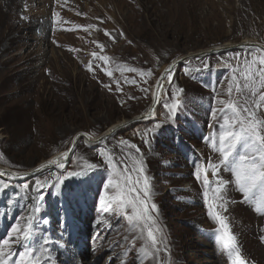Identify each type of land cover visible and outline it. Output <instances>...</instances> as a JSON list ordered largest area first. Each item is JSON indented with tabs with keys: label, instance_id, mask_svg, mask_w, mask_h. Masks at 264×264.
<instances>
[{
	"label": "rangeland",
	"instance_id": "374dc122",
	"mask_svg": "<svg viewBox=\"0 0 264 264\" xmlns=\"http://www.w3.org/2000/svg\"><path fill=\"white\" fill-rule=\"evenodd\" d=\"M88 25L96 27L86 32ZM246 39L264 46V0H0V166L27 172L67 149L77 132L97 137L123 119L146 113L163 66ZM93 41L104 45L102 52ZM258 50L185 60L162 87L153 117L94 147L81 139L63 169L45 168L20 179L0 176V241L17 223L31 221L38 229L31 245L39 248L48 240L46 264H235L217 243L218 224L203 196L205 170L215 186L214 165L228 182L226 211H216L227 218L245 264H264V208L256 211L260 194L245 199L232 173L218 165L220 154L211 142L217 140L218 146L223 124L219 101L229 100L234 76L243 84L240 70L263 52ZM93 52L109 62L95 59ZM149 70L150 77L142 75ZM176 89L183 90L176 97L181 106L172 114L164 104L175 102ZM244 97L264 120V101L253 106L258 94L233 90L231 99L243 105ZM101 152L112 154L113 164ZM194 163L200 179L193 175ZM113 165L117 172L131 170L123 174L132 179L138 175L132 169H144L150 203L158 208L153 213L157 235L163 239L155 255L151 249L145 255L143 239L133 240L138 230L130 231L123 210H103L100 198L111 194L105 185ZM82 169L83 175L67 176ZM61 174L66 179L54 186ZM37 180L48 183L41 188ZM22 250L13 245L14 253ZM17 258L13 255L9 264Z\"/></svg>",
	"mask_w": 264,
	"mask_h": 264
},
{
	"label": "snow or ice",
	"instance_id": "6c2138e0",
	"mask_svg": "<svg viewBox=\"0 0 264 264\" xmlns=\"http://www.w3.org/2000/svg\"><path fill=\"white\" fill-rule=\"evenodd\" d=\"M58 15V14H57ZM79 27V26H78ZM95 25H88L84 27V31H88L91 28H95ZM105 35L109 36L113 40L107 30ZM121 35H123L121 33ZM101 52L104 49V45L99 41H93ZM259 51V50H258ZM95 59L109 62V57L106 55H98L96 52L91 54ZM252 65H257L254 69ZM91 63L89 64V71H91ZM128 71H137V69L129 68ZM170 70H166L168 72ZM235 71V69H234ZM243 84H240L237 77L234 76L232 83L228 88L229 100H220L219 103L224 105L220 109L221 118L223 124L221 125V131L217 140L213 139L212 146L220 154L218 165L223 166L229 170L234 176L235 185L238 190L244 194L245 199H255V194L259 193L260 196L256 199V211H260L264 208V120L257 118L254 111H250L248 107V98H243V105L239 101H233L231 99L233 90L238 95H242L245 90H248L252 95L258 94V100L253 101L255 107L260 101H264V92H260L259 89H264V52L258 56H254L251 64L246 63L245 68L240 70ZM107 75L111 76V72H107ZM142 75L151 76L152 72L149 70ZM135 83V81H127ZM117 90L119 89V82L117 81ZM259 84V89L257 88ZM106 87H108L106 85ZM157 87H161L159 83ZM147 91L146 89H142ZM182 89H176L174 93L175 102L164 104V107L169 110L170 113L175 114L181 106L179 99L176 97L182 92ZM133 98L134 97H130ZM231 112V116L228 113ZM216 110H213L212 116L216 118ZM124 146H128L132 149H137V146L130 144L129 141L123 140L120 142ZM137 151H139L137 149ZM101 155L105 156L109 164H113L114 157L107 152H101ZM68 153L64 152L56 159L49 161V164H55L59 168H64V160L67 158ZM141 161H136L137 165H141ZM43 167V166H42ZM89 169L94 168L95 165L89 164ZM116 165H113V177L108 179L105 185L107 190H111V194H106L100 198V203L103 205V210L108 212L110 209L116 212L117 209L123 210V214L130 225V231H137L138 235L133 237V240L139 238L144 240V247L142 251L145 255H148V249L152 250L153 255L159 252V244L163 242L162 237H158L157 233L160 231L156 220L153 217V213H158V208L154 203H150V183L146 176L143 175L144 169L142 166L134 168L132 170L138 171V175L135 179L123 174V171H131L124 169L121 172L116 171ZM213 174L217 176L215 186L208 179L207 170L203 173V184L205 185V191L203 196L205 198V204L208 207V215L218 224L216 229L217 243L227 252V255L231 258L234 257L235 264H245L240 256L238 246L236 243V237L232 234L227 218L221 215L217 208H224L225 201L223 199V190L227 185V181H224L218 176L219 168L212 165ZM194 173L197 179L201 177V170L198 163H194ZM85 174V170L81 172H69L67 176H77ZM4 175V173H0ZM66 176L61 174L55 177L54 186H59L64 182ZM143 181L141 187H137L140 181ZM40 180L36 181V184L41 188L44 184ZM25 189L29 188V185L25 183L23 185ZM209 192H211V199L209 198ZM39 199L42 201L43 196ZM219 201V203H216ZM39 211V208L36 209ZM47 223V221H43ZM37 226L33 222L29 221L25 224L17 223L11 228L9 238L0 241V264H9L11 257L17 255L18 258L12 261V264H46L44 245L48 243L45 238L43 244L39 248H34L30 241L33 240ZM20 244L23 248L18 253L13 252V245Z\"/></svg>",
	"mask_w": 264,
	"mask_h": 264
},
{
	"label": "bare ground",
	"instance_id": "6f19581e",
	"mask_svg": "<svg viewBox=\"0 0 264 264\" xmlns=\"http://www.w3.org/2000/svg\"><path fill=\"white\" fill-rule=\"evenodd\" d=\"M242 45H241V49L243 48H257L261 51L264 50V46L260 45L258 42L254 41V40H250V39H246V40H243L242 42ZM233 47L232 45H229V44H226L224 45V48H231ZM243 47V48H242ZM264 52V51H263ZM196 53L194 54H189L187 56H193L195 55ZM177 60V59H176ZM172 61L171 63L163 66L161 68V72H160V75L159 77L155 80V83L152 87V91H151V103H150V106L148 108V110L146 111V113L142 114V115H139V116H136L134 117L133 119L131 120H126V119H123L117 123H115L114 125H112L109 129H107L105 131V134H114L115 132L116 133H119V132H128L129 130L133 129L137 124H135L136 122L139 121V119H149V117H153L154 116V113H155V110L157 108V105L159 103V98H160V93H161V89L162 87L167 84L170 80V77H171V74H172V70L170 69V66L175 63V61ZM166 70H170L168 72H166ZM159 83V85L161 87H157V84ZM157 102V104H156ZM143 116H146V118H143ZM81 138L82 140H84L85 144L88 146V147H94L97 145V142H96V137H92L86 133H83V132H77V134L73 137L72 139V142L71 144L73 143V141L76 139V138ZM107 138V137H106ZM104 138V140L106 139ZM109 138V137H108ZM80 139V140H81ZM100 143V142H99ZM71 144L69 145V147L71 146ZM69 147L63 151H60L59 153L55 154L54 156L48 158L47 160H44L42 161L41 163H39L35 168H32L30 169L29 171L27 172H23V173H19L18 171H14V170H11L9 168H6V167H2L0 166V173H4V175H0V176H8V177H11L13 179H20L22 176H25V175H29L30 172H37V171H40L42 169H45V168H57V169H61L59 168L57 165L55 164H49V161L53 160V159H56L57 157H59L62 153L64 152H67L68 153V156L67 158L63 161L64 162V165H66L71 156H72V153L73 152H70L69 151ZM43 166V167H42Z\"/></svg>",
	"mask_w": 264,
	"mask_h": 264
},
{
	"label": "water",
	"instance_id": "95a60500",
	"mask_svg": "<svg viewBox=\"0 0 264 264\" xmlns=\"http://www.w3.org/2000/svg\"><path fill=\"white\" fill-rule=\"evenodd\" d=\"M241 45H242V43H239V44H236V45H232L233 47H231V48H224V46L223 47H221V48H219V49H214V50H211V51H208V52H199V53H197V54H195V55H193V56H184V57H181V58H178L176 61H175V63H173L171 66H170V69L172 70L173 68H177L178 66H180L185 60H188V59H190V58H198V57H205L206 55H208V54H213V53H222V52H224V51H226V50H236V49H241L240 47H241ZM243 48V47H242ZM264 51V50H263ZM156 104H157V102H156ZM143 118H146V116H143ZM144 120V119H143ZM139 121H142V119H139ZM138 121V122H139ZM111 136V133L110 134H105V131L103 132V133H101L99 136H97L96 137V142L97 143H99V142H103L104 141V138H108V137H110ZM80 137L79 138H76L74 141H73V143L71 144V146L69 147V151L70 152H73L74 150H75V148H76V146H77V144H78V142L80 141ZM37 172H40V171H37ZM37 173L35 172V171H33V172H30V174L28 175V176H34V175H36Z\"/></svg>",
	"mask_w": 264,
	"mask_h": 264
},
{
	"label": "trees",
	"instance_id": "16d2710c",
	"mask_svg": "<svg viewBox=\"0 0 264 264\" xmlns=\"http://www.w3.org/2000/svg\"><path fill=\"white\" fill-rule=\"evenodd\" d=\"M161 105H162V102L160 103ZM18 120V119H17ZM77 146H78V144H77ZM77 146H76V148H77ZM76 148H75V150H76ZM74 150V151H75ZM61 151V150H60ZM73 155H74V152H73ZM72 189V188H71ZM64 191V190H63ZM63 191H62V194H63ZM61 212H63V210H61Z\"/></svg>",
	"mask_w": 264,
	"mask_h": 264
}]
</instances>
